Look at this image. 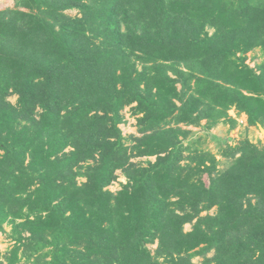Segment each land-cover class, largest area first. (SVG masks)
Masks as SVG:
<instances>
[{
	"label": "trees",
	"instance_id": "trees-1",
	"mask_svg": "<svg viewBox=\"0 0 264 264\" xmlns=\"http://www.w3.org/2000/svg\"><path fill=\"white\" fill-rule=\"evenodd\" d=\"M231 110L264 129V0H16L0 11V264H264V146L224 148L221 170L188 140L201 121L233 129Z\"/></svg>",
	"mask_w": 264,
	"mask_h": 264
},
{
	"label": "rangeland",
	"instance_id": "rangeland-1",
	"mask_svg": "<svg viewBox=\"0 0 264 264\" xmlns=\"http://www.w3.org/2000/svg\"><path fill=\"white\" fill-rule=\"evenodd\" d=\"M16 4V0H0V11L5 10L7 8H14ZM69 14L74 15L75 12H69ZM211 32V31H210ZM246 63L250 67H256L257 65L262 62V55L258 49H255L249 52L247 55ZM16 100L15 96L9 98L11 103H14ZM124 117V122L119 125L122 133L125 136L130 134H136V127H135V118L130 116V111L128 108H125L122 112ZM229 116L235 118L233 119L236 122L235 127L232 129L230 128L229 124L225 122L218 123L215 127L206 130L204 128L205 121H201L199 127H186V129L191 130L193 133L189 137V141L194 142L198 140L200 141V147L204 150L211 152L215 155L216 159L219 160V168L224 170L227 165L225 164V160L222 159L220 156L222 150L227 147L236 146L239 142L244 139H248L250 142L257 144L258 146H264V129L262 130L256 126L251 127L247 125L246 116L243 114L237 115L235 112L229 111ZM139 159L134 160L135 162ZM145 160V159H141ZM153 160V158H151ZM119 178L117 182L109 187V190L115 192L120 189V184L125 182V178L121 175L120 172L117 173ZM202 182V181H201ZM201 184V183H200ZM215 210H211L210 214H214ZM5 233H0V252L4 254L13 245L12 240L9 238V231L10 228L5 226ZM190 225H185V231L190 230ZM155 246H152L154 248ZM211 256V255H210ZM201 258H195L193 262L199 263L201 262Z\"/></svg>",
	"mask_w": 264,
	"mask_h": 264
},
{
	"label": "clouds",
	"instance_id": "clouds-1",
	"mask_svg": "<svg viewBox=\"0 0 264 264\" xmlns=\"http://www.w3.org/2000/svg\"><path fill=\"white\" fill-rule=\"evenodd\" d=\"M232 112H234L233 110H231ZM233 118V117H232ZM235 119V118H234Z\"/></svg>",
	"mask_w": 264,
	"mask_h": 264
},
{
	"label": "water",
	"instance_id": "water-1",
	"mask_svg": "<svg viewBox=\"0 0 264 264\" xmlns=\"http://www.w3.org/2000/svg\"><path fill=\"white\" fill-rule=\"evenodd\" d=\"M261 130H262V128H260ZM262 132H263V130H262Z\"/></svg>",
	"mask_w": 264,
	"mask_h": 264
},
{
	"label": "built area",
	"instance_id": "built-area-1",
	"mask_svg": "<svg viewBox=\"0 0 264 264\" xmlns=\"http://www.w3.org/2000/svg\"><path fill=\"white\" fill-rule=\"evenodd\" d=\"M234 117V116H233Z\"/></svg>",
	"mask_w": 264,
	"mask_h": 264
}]
</instances>
